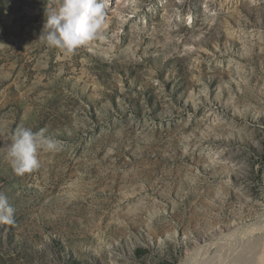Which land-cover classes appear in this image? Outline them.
I'll use <instances>...</instances> for the list:
<instances>
[{
  "label": "rangeland",
  "instance_id": "obj_1",
  "mask_svg": "<svg viewBox=\"0 0 264 264\" xmlns=\"http://www.w3.org/2000/svg\"><path fill=\"white\" fill-rule=\"evenodd\" d=\"M106 3L69 54L39 39L59 0H0V264H200L264 210V0ZM20 126L63 144L23 175Z\"/></svg>",
  "mask_w": 264,
  "mask_h": 264
},
{
  "label": "clouds",
  "instance_id": "obj_2",
  "mask_svg": "<svg viewBox=\"0 0 264 264\" xmlns=\"http://www.w3.org/2000/svg\"><path fill=\"white\" fill-rule=\"evenodd\" d=\"M106 0H59L58 7L46 8V19L40 40L48 47L72 53L97 39L105 25ZM46 129L32 131L17 127L11 135L5 158L17 175L40 168L38 152H59L60 140L45 135ZM15 208L8 196L0 191V223L14 221Z\"/></svg>",
  "mask_w": 264,
  "mask_h": 264
},
{
  "label": "bare ground",
  "instance_id": "obj_3",
  "mask_svg": "<svg viewBox=\"0 0 264 264\" xmlns=\"http://www.w3.org/2000/svg\"><path fill=\"white\" fill-rule=\"evenodd\" d=\"M262 231H264V210L255 221L244 226L238 225L232 230L224 227L217 230L208 238H200L198 243H196L193 247L194 251L190 253V260L194 263L198 262L200 264H208L202 256L214 248L216 251L220 252V254H223V257H221L218 264H253L251 261L255 257L253 258L254 254H252V251L255 250V248L253 249L254 242L251 240V237H254L255 234H261ZM236 241L244 246L241 247V249H238V246L234 247ZM243 241L246 243L244 244ZM220 254H218V256ZM254 264H264V250L260 253L259 259L256 260Z\"/></svg>",
  "mask_w": 264,
  "mask_h": 264
}]
</instances>
